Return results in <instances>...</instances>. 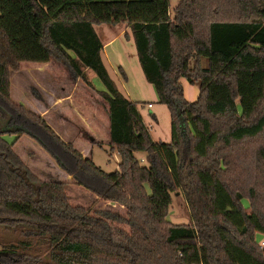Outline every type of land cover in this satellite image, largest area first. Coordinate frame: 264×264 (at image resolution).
Here are the masks:
<instances>
[{"label": "trees", "instance_id": "1", "mask_svg": "<svg viewBox=\"0 0 264 264\" xmlns=\"http://www.w3.org/2000/svg\"><path fill=\"white\" fill-rule=\"evenodd\" d=\"M101 24L126 28L168 112V142L152 140L109 78ZM52 55L106 104L112 172L10 99V73ZM181 80L196 86L194 101ZM23 135L123 214L92 213L68 201L62 181L36 177L13 150ZM175 192L187 223L166 219ZM0 238V264H264V0H179L170 15L168 0H0Z\"/></svg>", "mask_w": 264, "mask_h": 264}, {"label": "rangeland", "instance_id": "2", "mask_svg": "<svg viewBox=\"0 0 264 264\" xmlns=\"http://www.w3.org/2000/svg\"><path fill=\"white\" fill-rule=\"evenodd\" d=\"M178 1L168 0L169 15ZM122 27V24L114 26L101 24L94 27V31L101 39V42H104L107 38L115 35ZM105 52L110 56L113 65L110 66L103 60V65L109 78L124 97L136 103V110L143 123L147 126L152 140L154 142H168V112L165 106L158 102L152 87L144 81L132 44L128 46L126 41L121 37L119 40L113 42ZM100 55L103 57L104 51H101ZM112 56H114V64ZM117 67L123 71L125 80L121 79V76L117 72ZM84 73L95 91L103 90L100 82L90 71L86 70ZM9 83L10 99L38 115L41 105H47L55 96L62 97L64 94H68L66 97L69 100L66 101L67 104L74 106V117L68 113L66 119H76V126L83 123L86 128L88 120L95 112L97 122L95 128L97 131L94 144L96 146H92L91 155L89 156L87 153L86 156L90 157L92 162L104 172L109 173L117 168V153L114 150H110L109 146H106L105 141L108 138H104L103 128L101 124L99 125V123H104L106 120L105 103L99 100L92 91L84 87L81 82L74 79L57 57L52 55L46 65L22 63L19 71L10 73ZM180 83L184 99L188 102L194 101L197 95L196 86L189 85L184 80H181ZM91 97L96 101V104H100L99 108H93ZM53 111H50L49 116H47V124L52 131L63 142L71 144L77 150H80L78 144L88 148L89 140L85 136L86 133L78 131L79 126L74 130L70 126L64 127L59 123L60 117L55 115L56 109ZM63 118L64 116L61 119ZM77 123L79 124L77 125ZM5 139L11 141L13 137H5ZM97 145H103V147L98 148ZM13 150L19 156L22 163L39 179L62 181L66 196L71 204H80L87 207L92 213L103 210L117 212L120 215L123 214L121 206L105 202L94 196L87 189L75 184L69 176L56 167L49 155L27 136H21L14 144ZM134 156L139 160L140 164L146 165V162L142 158L144 156L143 152H134ZM241 202L246 206V200L242 199ZM166 219L171 223H187L189 221L186 206L177 192L170 194V204L167 209ZM255 239L259 241L260 236L256 235ZM10 241H13V239H10ZM0 242L2 241L0 240ZM35 264H47V262L43 259H38Z\"/></svg>", "mask_w": 264, "mask_h": 264}, {"label": "crops", "instance_id": "3", "mask_svg": "<svg viewBox=\"0 0 264 264\" xmlns=\"http://www.w3.org/2000/svg\"><path fill=\"white\" fill-rule=\"evenodd\" d=\"M126 31V28L124 27V25H123V27L115 34V35H113V36H111V37H109V38H107L104 42H101V39L98 37V39H99V41H100V43H101V45H102V52L104 51V56L103 57H101V60H102V63H103V60H105L106 61V63L108 64V65H110V66H113L112 65V63H111V60H110V56H108V53L107 52H105V50L107 49V48H109L112 44H113V42H115L116 40H119L121 37H122V35L124 34V32ZM97 35V34H96ZM124 41H126V40H124ZM126 43L128 44V46H129V44H131L129 41H126ZM133 47V46H132ZM109 53H110V51H109ZM135 53V52H134ZM101 54V53H100ZM101 56V55H100ZM136 57V56H135ZM112 58V62H113V58H114V56H112L111 57ZM47 64V63H46ZM46 64H43V65H46ZM113 64H114V62H113ZM118 68V67H117ZM119 91V90H118ZM120 92V91H119ZM68 96V94H64V96H55V98L54 99H51L50 100V103H47V105H44V106H42L41 105V107H40V109H39V111H38V113H39V116H41L42 117V119L45 121V123L47 124L48 123V118H47V116H49V113H50V111H55V109H56V111H55V115L56 116H59L60 118H59V123L60 124H62L64 127H66V126H70V128L72 129V130H74L75 128H77L78 126H79V130L78 131H80V132H84V133H86L85 134V136L87 137V139L89 140V144H88V148H86V146H84V145H79L78 144V147H79V149L80 150H78L79 152H81L80 154L81 155H84L85 154V156L87 155V153H88V155L90 156L91 155V150H92V146H94L95 144H94V138H95V136H96V131H97V129L95 128V124H97V122H96V114H95V112L93 113V115H92V117L88 120V122H87V127L85 128L84 127V125H83V123H77V125L78 126H76L75 125V123H76V119H72L71 118V120H68V119H66V117H67V114L69 113L70 114V116H72V117H74L73 116V108H74V106L73 105H70V104H67V100L68 99H66V97ZM97 97V96H96ZM98 98V97H97ZM126 98V97H125ZM99 100H101L100 98H98ZM127 100H129V101H131V102H133L132 100H130L129 98H126ZM69 101V100H68ZM91 101L93 102L92 103V106H93V108L94 109H96V107L97 108H99V103L98 104H96V101L93 99V97H91ZM102 101V100H101ZM103 102V101H102ZM105 105V112H106V104H104ZM53 111V112H54ZM52 113V112H51ZM64 116V118L63 119H61L62 117ZM69 116V115H68ZM46 117V118H45ZM101 124V127L103 128L102 130H103V132H104V138H108V133H107V119L105 120V122L104 123H99V125ZM48 125V124H47ZM49 126V125H48ZM99 130V129H98ZM92 136H93V138H92ZM106 143V146H109V145H107V141H105ZM96 146V145H95ZM97 147L98 148H102L103 147V145H97ZM109 148V147H108ZM142 158H143V156H142Z\"/></svg>", "mask_w": 264, "mask_h": 264}, {"label": "built area", "instance_id": "4", "mask_svg": "<svg viewBox=\"0 0 264 264\" xmlns=\"http://www.w3.org/2000/svg\"><path fill=\"white\" fill-rule=\"evenodd\" d=\"M147 107H148V105H147Z\"/></svg>", "mask_w": 264, "mask_h": 264}]
</instances>
